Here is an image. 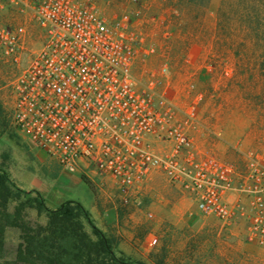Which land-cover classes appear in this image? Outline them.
Instances as JSON below:
<instances>
[{"label":"built area","instance_id":"built-area-1","mask_svg":"<svg viewBox=\"0 0 264 264\" xmlns=\"http://www.w3.org/2000/svg\"><path fill=\"white\" fill-rule=\"evenodd\" d=\"M5 5L13 12L10 22L0 17V50L15 68L10 113L27 140L70 173L101 187L112 180L125 204L160 172L204 215L243 227L245 240L264 248V145L230 160L197 143L209 130L198 113L204 95L178 104L165 85L167 61L145 79L135 73L155 50H142L128 12L109 19L95 0Z\"/></svg>","mask_w":264,"mask_h":264},{"label":"rangeland","instance_id":"rangeland-1","mask_svg":"<svg viewBox=\"0 0 264 264\" xmlns=\"http://www.w3.org/2000/svg\"><path fill=\"white\" fill-rule=\"evenodd\" d=\"M0 1L8 3V0ZM95 1L99 11L109 19L128 12L144 34L142 50H155L137 60L138 76L145 79L167 61L165 85L178 104L191 105L199 94L204 95L198 113L209 128L204 132L208 136L200 137L207 148L223 158L237 160L239 149L264 145V29L257 36L243 22V2ZM12 14L8 5L0 9V17L6 22L12 21ZM192 50H207L205 63L210 67L204 79L196 82L182 79L185 69L193 62ZM14 73L13 64L0 50V162L13 167L19 173V180L24 172L30 171L42 176L51 186L68 190L73 185L69 177L74 175L83 180V175L63 169L12 123L8 83ZM207 116L211 119L205 122ZM241 127L244 133L235 139L233 132ZM86 184L90 186L83 180L81 186L89 191ZM92 185L93 191L101 196L102 206L104 200L110 203L104 192L110 194L114 188ZM116 196L118 221L123 230L115 227L106 233L115 238L117 249L133 260L148 264H264V248L248 243L243 237V227L222 228L219 220L204 215L181 188L170 184L160 172L152 173L144 188L132 195L130 203L125 204ZM131 212L133 217L127 215ZM27 219L33 224L45 220L34 209L27 211ZM87 229L92 231L89 224ZM20 236L18 227H7L4 259H0V264L16 258Z\"/></svg>","mask_w":264,"mask_h":264},{"label":"trees","instance_id":"trees-1","mask_svg":"<svg viewBox=\"0 0 264 264\" xmlns=\"http://www.w3.org/2000/svg\"><path fill=\"white\" fill-rule=\"evenodd\" d=\"M238 1L245 5L243 22L260 35L264 29V0ZM83 180L93 189L86 177ZM30 209L39 217L45 215L46 223H31L27 219ZM7 227H18L21 241L16 258L3 264H148L119 251L115 238L96 225L81 202L69 199L50 208L41 192L18 186L0 167V259H4Z\"/></svg>","mask_w":264,"mask_h":264},{"label":"crops","instance_id":"crops-1","mask_svg":"<svg viewBox=\"0 0 264 264\" xmlns=\"http://www.w3.org/2000/svg\"><path fill=\"white\" fill-rule=\"evenodd\" d=\"M193 62L192 64L185 69V75L182 79L186 80H193V81H200L203 80L205 77V73L209 71L210 67L205 63L207 59V50H192ZM207 74V73H206ZM169 82V81H168ZM170 83V82H169ZM211 98V97H210ZM206 103H209V98L206 97ZM211 119V117L207 116L205 122ZM200 123L203 128H208L206 124L203 123L200 116ZM238 122V119L236 120ZM200 133L195 134V140L197 143L200 142L201 135L208 136V133H204L199 131ZM233 131H229L231 133ZM235 132V133H234ZM234 138L240 137L244 133V128H237L234 131ZM211 144V143H210ZM214 144V143H213ZM3 162H0V167L4 168L12 177V179L19 183V185L28 190H38L41 194L45 197L46 203L50 208L58 207L62 202L66 200H77L81 202L91 213V216L98 227H100L103 231L107 232L111 228L117 227L118 229L123 230L122 225H120L119 219V211L117 210V204L114 201V198L117 197V191L114 188V183L112 180H108L105 186H111L114 188V191L107 192L105 190L104 196L108 199L110 198V203L105 202L102 206L100 201V195L98 192H94L93 189L88 186L89 191L86 188L81 186L82 179L78 178L77 176L71 175L69 177V181L73 183L72 186L68 190H61L58 186H51L46 179H43L42 176H39L35 173L24 172L22 174V178H19V173L11 167L9 164L3 165ZM12 170V171H11ZM21 175V174H20ZM81 189V190H80ZM78 190V191H77ZM118 197H120L118 195ZM105 208V209H103ZM126 214V213H125ZM124 214V215H125ZM129 217H133L134 213H127ZM44 222L46 223V216L44 215Z\"/></svg>","mask_w":264,"mask_h":264}]
</instances>
